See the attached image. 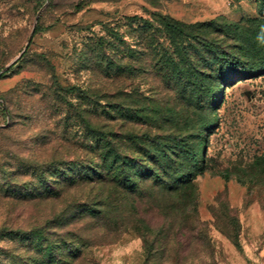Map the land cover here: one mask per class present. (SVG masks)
Listing matches in <instances>:
<instances>
[{
  "label": "rangeland",
  "instance_id": "rangeland-1",
  "mask_svg": "<svg viewBox=\"0 0 264 264\" xmlns=\"http://www.w3.org/2000/svg\"><path fill=\"white\" fill-rule=\"evenodd\" d=\"M160 4L0 0V264H22V257L29 256L22 239L13 241L17 231L43 228L45 239L55 246L54 258L60 255L64 219L56 180L69 165L91 159L92 137L72 116L78 96L67 93L68 101L59 99L67 87H102V77L91 70L83 50L89 40L106 34L105 24L160 12L189 24L219 18L241 23L247 45L264 37V5L257 0ZM225 82L216 80L192 95L183 87H168L153 73L136 80L155 105L196 111L197 120L211 124L205 132L207 171L195 181L199 220L187 233L160 235L168 252L156 264H264V70ZM91 122L95 124L93 118ZM51 184L55 191L50 199H22L40 191L47 194ZM170 201L166 192L154 194L142 201L141 213L161 224L158 206L165 209ZM230 216L241 225L236 238L221 232ZM76 222L69 229L92 242L90 251L98 264H143V241L137 233L125 227L116 231L109 222L102 230L94 229L92 219Z\"/></svg>",
  "mask_w": 264,
  "mask_h": 264
},
{
  "label": "trees",
  "instance_id": "trees-1",
  "mask_svg": "<svg viewBox=\"0 0 264 264\" xmlns=\"http://www.w3.org/2000/svg\"><path fill=\"white\" fill-rule=\"evenodd\" d=\"M98 1L102 0H92ZM146 1L159 8L163 0ZM257 1L264 5V0ZM105 32L89 40L83 50L91 70L102 77V87H67L59 99L61 103L68 101V94L78 96L79 107L72 116L92 137L91 159L68 164L56 180L64 219L60 255L54 258L55 246L45 239L43 228L17 231L13 241L22 239L30 248L22 264H98L90 251L92 242L69 229L76 220L87 219L93 220L94 229L102 230L109 222L116 231L125 227L137 233L143 241V264H156L168 252L160 235L187 233L199 220L200 191L195 181L207 171L205 132L211 124L197 120L196 111L155 105L136 80L153 73L168 87H183L197 95L216 80L230 83L264 70V37L247 45L244 26L223 18L189 24L154 12L150 18L132 16L105 24ZM52 184L46 187L47 194L40 191L22 199H50ZM160 192L168 194L171 205L158 206L164 220L156 225L140 206ZM229 220L221 232L236 238L240 222L235 216Z\"/></svg>",
  "mask_w": 264,
  "mask_h": 264
},
{
  "label": "water",
  "instance_id": "water-1",
  "mask_svg": "<svg viewBox=\"0 0 264 264\" xmlns=\"http://www.w3.org/2000/svg\"><path fill=\"white\" fill-rule=\"evenodd\" d=\"M33 35V34H32ZM32 37V36H31ZM16 62V61H15ZM15 62H13V64L15 63ZM10 67V66H9ZM8 69V68H7Z\"/></svg>",
  "mask_w": 264,
  "mask_h": 264
}]
</instances>
